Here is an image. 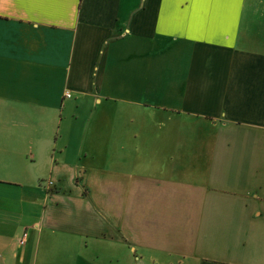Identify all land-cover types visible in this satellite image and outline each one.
Wrapping results in <instances>:
<instances>
[{
	"label": "crops",
	"instance_id": "1",
	"mask_svg": "<svg viewBox=\"0 0 264 264\" xmlns=\"http://www.w3.org/2000/svg\"><path fill=\"white\" fill-rule=\"evenodd\" d=\"M0 264H264V0H0Z\"/></svg>",
	"mask_w": 264,
	"mask_h": 264
},
{
	"label": "built area",
	"instance_id": "2",
	"mask_svg": "<svg viewBox=\"0 0 264 264\" xmlns=\"http://www.w3.org/2000/svg\"><path fill=\"white\" fill-rule=\"evenodd\" d=\"M66 95H67V96H70L69 93H66ZM26 235H27L26 233L23 234V238H22V240H21V243H22V244L25 243V237H26Z\"/></svg>",
	"mask_w": 264,
	"mask_h": 264
}]
</instances>
